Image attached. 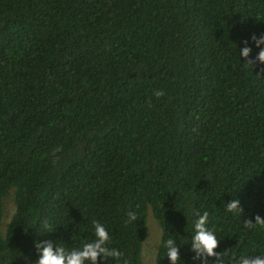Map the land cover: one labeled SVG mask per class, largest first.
Returning <instances> with one entry per match:
<instances>
[{"label":"trees","instance_id":"trees-1","mask_svg":"<svg viewBox=\"0 0 264 264\" xmlns=\"http://www.w3.org/2000/svg\"><path fill=\"white\" fill-rule=\"evenodd\" d=\"M262 33L264 0H0V264H36L38 241L82 249L94 220L141 264L147 213L153 264L169 238L200 264L205 211L217 253H264V227L244 228L264 217V65L240 56Z\"/></svg>","mask_w":264,"mask_h":264},{"label":"clouds","instance_id":"clouds-1","mask_svg":"<svg viewBox=\"0 0 264 264\" xmlns=\"http://www.w3.org/2000/svg\"><path fill=\"white\" fill-rule=\"evenodd\" d=\"M251 40L257 47L264 45V33L259 37L252 34ZM244 47L240 50V56L245 58L247 65L253 66L257 62L264 65V48H260L255 58H250L252 51L248 46V40H244ZM261 72H264V67H261ZM155 96L162 97L165 93L163 90H156ZM226 211L233 214H241L243 208L239 199H233L226 204ZM128 223L136 221L137 216L135 212H129ZM198 219L195 222V234L191 240V250L195 253L193 260L200 261V264H208V258L214 257L213 264H264V253L259 255H236L234 252L225 251L224 253H217L215 249L219 246V240L213 229H210L207 224L209 220V213L205 211L202 215L197 213ZM252 219L244 221L245 229H255L257 226L264 227V217L257 214ZM95 239L91 242L85 243L82 249L66 250L64 247L54 246L53 241L45 240L38 241L35 244L37 251L40 253L36 264H99L100 259L108 257L114 258L118 264L123 256L122 251L116 248L108 247L111 241V236L106 227L99 221H93ZM167 257L170 264H177L180 259V249L175 240L169 238L166 241ZM225 253H227V260H225ZM123 264H128L124 260Z\"/></svg>","mask_w":264,"mask_h":264},{"label":"rangeland","instance_id":"rangeland-1","mask_svg":"<svg viewBox=\"0 0 264 264\" xmlns=\"http://www.w3.org/2000/svg\"><path fill=\"white\" fill-rule=\"evenodd\" d=\"M2 215H1V227L6 224L8 221L11 213L13 212L14 203H13V196L12 191L7 193L2 198ZM145 237L141 244L140 249V261L141 264H153L154 261V254L157 246V242L160 238V229L151 216V214L147 213L145 219Z\"/></svg>","mask_w":264,"mask_h":264}]
</instances>
